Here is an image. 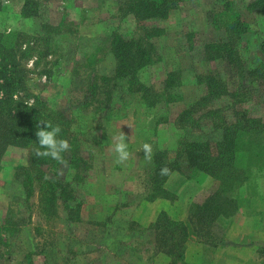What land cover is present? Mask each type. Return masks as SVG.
<instances>
[{"label":"rangeland","instance_id":"374dc122","mask_svg":"<svg viewBox=\"0 0 264 264\" xmlns=\"http://www.w3.org/2000/svg\"><path fill=\"white\" fill-rule=\"evenodd\" d=\"M115 1L34 0L32 5L37 4L39 14L32 17L24 15L25 0H0V32L18 30L31 35L37 33L42 24L60 25L67 30V38L57 39L52 55L36 64L34 58L26 60L30 68L28 84L33 93L40 94L52 108L62 110L70 118L71 125H65L67 134L72 138L80 137L82 153L90 166L87 169H81L80 166L76 168L65 160H57L55 165L44 163L42 166L47 177L36 176L32 171L34 180L44 182V190L36 181V188L31 191L33 194L28 196L21 182L26 181V177L22 173L20 175L18 169L22 165L31 164L34 148L10 145L3 152L0 159V264H29L30 253L34 264H180L181 260L158 250L154 234L145 233L144 248L139 247L138 243V235L143 232L141 229L148 224H141V219H137L152 215V209L147 205L152 200H149L147 194L153 156L149 158V154L146 158L145 154H141L142 143L138 141L137 133L139 128L142 131V125L137 126L134 122L133 109H136L138 123H144L146 113L150 114L151 109L139 104L143 103L140 94L130 92L126 88L127 83L121 89L110 87L113 88L111 100L103 93L95 97L90 95L94 78L100 80L102 76L113 72L115 61L106 39L110 31L120 28L117 31L129 38L136 36L137 31L141 33L142 26H138L132 17L124 19L117 16ZM235 1L236 8L250 23L249 33L240 40L248 69L264 61V11L247 8L248 0ZM223 4V0H184L167 18L142 23L149 27L166 28L165 35L158 37L155 42L162 58L141 72L142 80L159 90L164 85L167 72L178 71L183 93L182 98L169 107L162 105L154 109L156 130L144 139L149 140L150 145L155 143V146L160 144L161 147L179 139L182 129L177 124V116L202 92L203 86L198 79H194L195 74L202 71L205 73L209 69L219 70L223 74L227 71L228 65L224 59L203 60L204 44L221 40L225 36V30L214 24L212 16V12ZM82 24H90L91 30L86 31ZM45 70H49L48 76L43 73ZM230 85L233 87V81ZM263 86L262 83H253V98H249L245 106L264 119ZM102 98L108 101L104 108H101L103 105L98 101ZM223 103V100H218L214 105ZM153 133L156 137L152 140L149 135ZM120 135L125 136L130 151L129 158L123 161L118 160L114 150ZM132 135H136V140H128ZM175 148L158 149L173 152ZM170 154L172 156L174 153ZM54 175L77 187L78 202H75L76 207L80 208V219L72 224L63 214L62 205L56 215H45L41 211L44 205L41 203L42 198L44 200L50 195L46 189V178ZM198 175L187 177L185 193L184 188L180 193L182 198L189 199V203L202 202L220 186V181L212 175L211 183L203 177L198 179ZM128 177L132 179L130 182ZM201 182L202 185L211 186L203 188ZM243 192L246 197L250 194V197L246 198L236 213L216 218L220 228H212L216 233L212 240L220 239L221 242L207 244L223 246L230 229L233 230L231 235H234L235 240L237 234L234 231H247L248 240L254 244L264 264V240L256 237L251 230L254 225L264 229V177L255 176L250 188L246 186ZM170 198L176 199V194ZM183 205L177 201L171 206L172 216L183 214ZM131 222L136 225L134 232L130 231L134 225ZM187 225L190 226V234H196L192 225ZM108 233L115 238L102 245L101 241ZM124 235L127 237L121 246L118 243ZM194 259V252L187 249V264H196Z\"/></svg>","mask_w":264,"mask_h":264},{"label":"trees","instance_id":"16d2710c","mask_svg":"<svg viewBox=\"0 0 264 264\" xmlns=\"http://www.w3.org/2000/svg\"><path fill=\"white\" fill-rule=\"evenodd\" d=\"M33 1L25 0L24 15L33 17L34 14L36 16L39 14L37 4L32 5ZM183 1H115L117 16L133 15L138 26H142L141 33L137 31L139 34L136 32V36L130 38L118 31L108 35L106 39L115 65L110 75L102 76L100 80L94 78V85L90 88L91 96L103 93L111 100L112 89H121V86L127 83L126 88L130 92L139 93L141 101L149 109L169 107L182 98L183 93L180 89L182 79L178 71H168L164 85L159 90H156L154 85L144 82L140 74L161 60L155 42L166 33L164 27H149L142 23L167 18ZM233 1L235 0H223V6L212 12L214 24L225 30V36L221 40L206 42L203 51V60L224 59L228 65L227 71L223 74L219 70L209 69L205 73L202 71L195 74L194 79H198L203 86L202 92L177 116L176 121L182 131L174 151L158 149L153 154V165L148 179L149 200L175 196L166 185L174 171H180L188 178L205 172L220 181L217 190L210 193L202 202H192L189 208V221L198 239L209 244L221 242L220 239L212 240V236L216 235L212 228L214 226L220 228L216 218L236 213L241 204L250 197V194L246 197L243 192L246 186L250 188L255 176L264 177V119L245 106L249 98H253V83L264 85V61L246 68L240 40L249 33L250 23ZM246 4L250 10L264 11V0H248ZM66 34L67 30L63 26L53 24H42V28L31 35L18 30L0 32V159L10 145L34 148L31 164L22 165L18 169L20 175L22 173L26 177V181L21 182L28 196L33 194L31 191L36 188V181L44 190V182L34 180L32 171L36 176L47 177L42 165L57 164V160L50 156L36 154V149L40 146L35 131L44 124L59 125L61 128L59 136L68 141L69 150L62 153L63 160L69 162L72 167L80 166L81 169L90 167L82 153L80 137L72 138L67 134L65 125H71L70 118L62 110L52 108L40 94L33 93L28 84L30 68L26 60L34 58L33 62L36 64L39 60L52 55L54 47L57 46V39L67 38ZM43 73L48 76L49 70ZM231 81L233 87L230 85ZM218 100H223L224 103L214 105ZM98 101L103 105L101 108L108 104L103 98ZM215 133L218 135L214 136ZM170 153L174 154L171 156ZM164 167L169 170L166 174L161 173ZM54 176L46 178V189L50 195L44 200L42 198L41 203L44 205L41 211L46 213L45 215H56L62 205L63 214H66L68 222L72 224L76 219H80V208L76 207L77 187L76 185L73 187L62 177ZM131 223L134 225L130 231L134 232L136 225L135 222ZM141 231L143 232L138 235L139 247L144 248L145 233L154 234L158 250L181 260L180 264H187L185 255L190 229L185 221L172 218L166 211H161L157 218ZM126 237L125 235L121 237L122 240L118 244L122 246ZM114 238L108 233L101 244L104 245L108 240L112 242ZM71 252L75 253L72 250ZM28 257L31 259L29 264H34L31 253Z\"/></svg>","mask_w":264,"mask_h":264},{"label":"crops","instance_id":"0c3cea01","mask_svg":"<svg viewBox=\"0 0 264 264\" xmlns=\"http://www.w3.org/2000/svg\"><path fill=\"white\" fill-rule=\"evenodd\" d=\"M127 17H132V19H134L136 21V19L133 15H128V16L123 17V18L125 19ZM136 25H137V23H136ZM82 28L85 29L86 31L91 30V25L89 24L88 26H86V25L82 24ZM119 29L120 28H118L117 30H119ZM117 30H115V29L111 30L110 33H112L113 31H117ZM139 104L143 105L144 107L149 109V107H147V105H145L144 103H139ZM133 110H134V114H133L134 115V117H133L134 122L136 123L137 126H138V124L142 125V127H141L142 131L140 130V128H139L138 133L136 131L138 141H140V144L142 143V146L144 143L149 144V140L146 141L144 139H146V136H148V134H151V131H153L155 133L156 118H155V113L153 112L154 110L151 109L150 114H149V112L146 113V119H145V121L147 120L146 124H145V121H144V123H138L139 118H138L136 109H133ZM154 133H153V135H149L152 140L154 137H156L154 135ZM178 135L179 134L177 133L176 136L178 137ZM131 137L132 138L128 139V140H130V141L136 140V135H132ZM155 140H157V139H155ZM177 144H178L177 138L174 140V143L173 142L170 144L167 143V145L165 144L164 146L162 145L161 147H160V144H159V146H157V145L155 146V143H152L151 144L152 151L150 153V157L153 156L154 152L158 148H163V147L164 148L165 147L175 148V147H177ZM99 146H100V144H99ZM141 154H145L143 151V148H141ZM146 158H148V156H146ZM129 175H131V174H128V176ZM201 177H203L204 180H206L210 183L213 181L212 176L208 173H205V172L199 173L197 178L199 179ZM175 179H177V180H175ZM127 180H129L128 182H130L132 179H131V177H128ZM187 180H188V178L186 176H184L183 173L181 174V172L180 173H172L170 175L166 185H167V188L171 190V192L176 194V199L174 198V200H172L171 198H168V197H160L158 199L152 200L151 202L147 201L148 202L147 205L150 206L152 209V215H150L147 218L146 217H139L137 220L139 221L141 219L140 220L141 224L142 223L149 224L150 222H152L156 219V217L158 216V214L161 211H166L168 214H170V216H172V213L170 212V207L174 206L177 201H181L182 204L184 203V205H183L184 206V213L179 214V216L178 215L172 216V218L183 220V221L187 222V224H190L189 207H190V204L192 202L189 203V199L188 198H182L181 197L182 195L180 194L182 189L185 187V183ZM196 182H198V181H196ZM202 183L203 182L200 183L201 184L200 186L201 187L204 186L203 188L208 189V187L211 186V185L209 186L208 184L202 185ZM183 190H184L183 192L185 193V188ZM203 190H205V189H203ZM107 205H110V204H107ZM106 212H109V210H106ZM256 227L254 225V228H251L252 232L254 231L256 237L259 236L260 238H262V240H264V229H262V228L258 229ZM231 231H233V230L230 229V231H228V233L226 234V243L223 246H218V247H214V246L208 245L207 243L200 242L198 240L196 234H193V235L190 234L189 239L191 238V240L188 242V249H190L192 252H194V254H195L194 260H196V264H263L262 260L260 259L259 255H258V251H257L256 247L254 246V244L251 241L248 240V238L246 236L247 231H242L239 229L234 231V233L236 232V234H237L236 240L234 239L235 238L234 235L233 236L231 235Z\"/></svg>","mask_w":264,"mask_h":264},{"label":"clouds","instance_id":"9594fccd","mask_svg":"<svg viewBox=\"0 0 264 264\" xmlns=\"http://www.w3.org/2000/svg\"><path fill=\"white\" fill-rule=\"evenodd\" d=\"M60 132L61 128L59 125H52L50 123L37 128L35 136L40 147L36 149V154L40 156H50L53 159L62 161V153L69 150V143L66 139L59 136ZM142 148L145 155L149 156L152 151L151 145L144 143ZM114 150L118 160L123 161L129 158V145L124 135L118 137L117 142L114 144ZM168 171L167 167L161 169L162 174H166Z\"/></svg>","mask_w":264,"mask_h":264}]
</instances>
